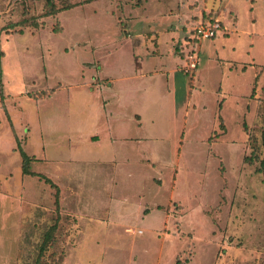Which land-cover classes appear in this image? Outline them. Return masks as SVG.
<instances>
[{
    "label": "rangeland",
    "instance_id": "1",
    "mask_svg": "<svg viewBox=\"0 0 264 264\" xmlns=\"http://www.w3.org/2000/svg\"><path fill=\"white\" fill-rule=\"evenodd\" d=\"M48 2L0 0V264L54 224L42 264H264V0ZM210 11L226 36L184 71Z\"/></svg>",
    "mask_w": 264,
    "mask_h": 264
},
{
    "label": "trees",
    "instance_id": "2",
    "mask_svg": "<svg viewBox=\"0 0 264 264\" xmlns=\"http://www.w3.org/2000/svg\"><path fill=\"white\" fill-rule=\"evenodd\" d=\"M50 1L51 2H48V4L52 6V9L50 11H47V13H45V17H52V16H55V15L61 13V12L69 11V10L73 9L72 5H68L66 7L61 8V9L60 8L58 9V8H56L53 0H50ZM216 17H217L216 14H214L212 11H210L209 13H207V15H202V16L194 17V20L193 21H189V22L194 27L197 24L207 25V24L214 23L215 20H219ZM220 23H221V21H220ZM221 25H222V23H221ZM222 28H223V26H222ZM185 29H187V28H185ZM19 32L22 33V31H19ZM192 33L194 34V31L193 30H192ZM149 35H151V37ZM149 35H147V37H146V39L148 41V44L149 43H154V47L156 49H159V36L156 35V34H152V33H150ZM154 35L156 37H154ZM223 35L226 36V33H225L224 30L220 33V35H218L214 39H217L218 37L223 36ZM0 43H1V39H0ZM179 44H180V47H182L184 49H186L187 47H190V49H191L190 52H192L195 49V47L197 46L198 41L196 40V38L194 36H191V37L190 36H186L184 42H180ZM157 51H159V50H157ZM185 52H186V50H182V53L185 54ZM159 53H155V54H159ZM187 56L188 55H186V58H187ZM3 57H5V52L2 51V50H0V59L3 58ZM220 120L221 121L223 120L222 117H220ZM17 141H18V150L20 151L21 157H22V162H21V166H22L21 167L22 168V176L23 177H32V178L38 177V178L44 180L47 184H50L54 189H57L56 205L58 206L59 205V195H60V193L58 192V190H59V188H58L59 184L56 185L48 177H46L42 173H39V172L36 171L35 166L33 164L35 163V165H36L38 163V161L41 160V159H39L35 155L34 156L28 155L25 152V150L22 148V146H21L18 138H17ZM263 147H264V136H263ZM245 160L248 161L250 159L246 158ZM259 172L261 174H263V176H264V158L261 160ZM57 228H58V224H54L52 226V228L45 234L44 239H43V242H42V244L40 246V252H39V255H38V259L36 261V264H42V262H43L42 260L44 259L46 252L49 250V248L51 247V245L55 241V235L54 234L56 233Z\"/></svg>",
    "mask_w": 264,
    "mask_h": 264
},
{
    "label": "built area",
    "instance_id": "3",
    "mask_svg": "<svg viewBox=\"0 0 264 264\" xmlns=\"http://www.w3.org/2000/svg\"><path fill=\"white\" fill-rule=\"evenodd\" d=\"M194 31V37L198 41L197 46L193 51H195V54L192 53V55L187 56V62H188V71H194L198 67V52H197V47L198 45L204 41V40H211L216 38L220 33L222 32L223 28L219 20H215L214 23L212 24H197L194 28H192Z\"/></svg>",
    "mask_w": 264,
    "mask_h": 264
},
{
    "label": "crops",
    "instance_id": "4",
    "mask_svg": "<svg viewBox=\"0 0 264 264\" xmlns=\"http://www.w3.org/2000/svg\"><path fill=\"white\" fill-rule=\"evenodd\" d=\"M147 35H149V34H147ZM146 37L147 36H145V43H146V46H147V56H149V55H153V56H156V55H158V54H155V53H159L161 50H160V48L159 49H156L155 48V50L154 51H152L153 53H149V49L150 48H148V41H147V39H146ZM157 50H159V51H157ZM159 55H161V52L159 53ZM180 60L182 61V59L180 58ZM185 62V61H184ZM185 63H187V60H186V62ZM178 65H179V63H178ZM187 67H188V65H187ZM187 67H185L184 68V71H186V69H188ZM198 68V67H197ZM189 72V71H188ZM139 119H141V115H139V117H138ZM117 128V127H116ZM107 131V132H106ZM116 131H118V128L117 129H115V127H110V129H105V133H107L108 134V136L107 137H109V140H113V143H116L119 139H122L121 137H120V134H113L112 132H116ZM100 138H101V135L99 134V133H95V134H92V135H88V136H85V139H87L88 141H90L91 143H92V141L93 142H95V145L98 143V141L100 140ZM124 140H129L128 138L127 139H124ZM131 141V140H130ZM109 158H111V157H109ZM41 160H47V158H40ZM108 160H111V159H108ZM144 160H141V162H143Z\"/></svg>",
    "mask_w": 264,
    "mask_h": 264
}]
</instances>
